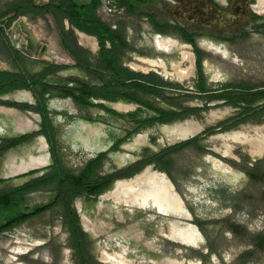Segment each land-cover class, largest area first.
<instances>
[{
	"label": "rangeland",
	"instance_id": "obj_1",
	"mask_svg": "<svg viewBox=\"0 0 264 264\" xmlns=\"http://www.w3.org/2000/svg\"><path fill=\"white\" fill-rule=\"evenodd\" d=\"M11 1L0 0V11ZM76 1L86 7L90 3ZM233 3L228 10L227 0H154L136 4L135 10L130 11L127 5L119 7L117 0H101L92 16L122 32L125 41L118 52L123 66L156 75L172 86H183L165 88L159 95L141 94L142 97L158 108L183 109L205 103L195 87L197 55L203 60L204 73L213 88L229 83L264 85V12L258 0ZM151 14L168 24L157 27L150 20ZM254 14L260 20L252 21L251 25ZM8 19L1 22L7 23ZM180 25L203 31L204 35L194 36L191 44L184 38ZM66 27L75 53L95 61L100 50L98 39L92 35L96 45L91 47L81 42L88 41L80 37L81 31L67 21ZM156 34L190 45L187 51L193 52L195 66L191 79L177 78L179 74L172 64L180 61L179 50L171 53L159 50L154 43ZM158 57L168 63L169 75L141 61ZM52 64L69 67L51 74V80L102 84L63 50L49 15L19 16L6 34L0 36V70H23L36 75L46 72ZM188 65L183 64L180 70H186ZM48 97L66 163L77 172L104 154L98 173L111 174L194 139L169 154L165 170L153 162L133 177L117 179L97 199L84 196L75 199L81 229L88 235L85 252L89 264H264V151L259 155L264 148V116L227 131L204 134L239 112V108L219 99L209 102V108L198 116L158 123L123 140L130 123L107 109L124 116H150L155 114L152 108L126 100L103 99H93V104L85 108L70 97ZM188 120L197 122L201 128L195 135L179 138L178 127ZM41 121L30 91L16 90L0 96V192L46 172L51 156L41 132ZM235 134L252 137V146L232 140L230 136ZM227 146H231L230 153H225ZM208 157L226 162L233 170H217ZM161 172L180 197V204L172 205L169 211L148 204H131L127 202V191L120 200L109 196L119 184L143 173L148 176ZM47 199V193L38 190L30 194L28 202L32 206ZM191 225L198 231L196 238L187 229ZM188 236L195 238L197 244H185L182 239ZM104 253L114 258L108 261ZM0 264H78L61 214L54 211L0 233Z\"/></svg>",
	"mask_w": 264,
	"mask_h": 264
},
{
	"label": "trees",
	"instance_id": "obj_2",
	"mask_svg": "<svg viewBox=\"0 0 264 264\" xmlns=\"http://www.w3.org/2000/svg\"><path fill=\"white\" fill-rule=\"evenodd\" d=\"M89 1L90 3L86 7L85 4H79L76 0H41L39 3H36L35 0H13L6 9L0 11V36L6 34L7 28L19 16L49 15L58 32L63 50L75 60L78 67L102 81L101 85L95 86L83 80L49 79L51 74L68 68L69 65L66 64H52L46 72L36 75H31L23 70H0V96L16 90H28L33 94L36 109L42 119L41 132L48 142L51 156V163L42 175L29 180L23 185L0 192V233L13 230L27 222L57 211L61 214L69 232L71 246L78 257V264H89L85 252V242L88 235L81 229L80 217L74 205L75 199L81 196L88 199H97L117 179L133 177L141 172L145 165L153 162L157 163L159 169L165 170L168 166L169 154L184 147L194 139L169 147L145 160L137 161L127 168L111 174L101 175L98 173L103 165L104 154L92 159L77 172L70 169L66 163L63 146L50 115V97L48 95L52 97H70L78 105L85 108L93 104V99H103L111 102L126 100L152 108L155 114L150 116H124L113 109H107L110 114L125 118L130 123V130L124 135L123 140L158 123L165 124L175 120H183L191 115L198 116L201 111L209 108V102L219 99L225 100L227 104L235 108H239V112L219 125L208 129L204 134L215 130L227 131L241 123L250 120L255 121L264 116V85L253 86L245 83H229L213 88L208 84L204 73L203 60L199 55H197L195 87L199 95L204 98V105L183 109H163L151 105L141 94L159 95L164 92L165 88L176 87L182 89L183 86H172L156 75H146L123 66L119 60L118 52L125 41L122 32L92 16L101 0ZM153 1L117 0V3L119 7L127 5L130 11H134L136 4H147ZM254 17L258 18L259 16L254 14ZM4 18H9L7 23L1 22ZM150 20L159 28L168 24V21L159 20L156 14H151ZM66 21L79 31L93 35L98 39L100 50L95 61H90L86 59V56L83 58L75 53L69 38L70 32L66 27ZM179 29L184 38L193 44L195 33L181 26H179ZM108 43H110V46ZM1 181L2 179H0ZM38 190L47 193L48 199L30 206L29 196L32 192Z\"/></svg>",
	"mask_w": 264,
	"mask_h": 264
},
{
	"label": "bare ground",
	"instance_id": "obj_3",
	"mask_svg": "<svg viewBox=\"0 0 264 264\" xmlns=\"http://www.w3.org/2000/svg\"><path fill=\"white\" fill-rule=\"evenodd\" d=\"M259 7L262 12H264V0H258ZM81 38L87 39L88 41L92 40V37L87 36L85 33H79ZM154 43L157 48L163 52L171 53L176 51L178 48L179 53L181 55L180 61L177 64H172L173 70H176V73L179 74L177 77L181 81L189 80L194 76V55L193 52L187 51L190 49V45L180 42L178 39L173 38L171 36H163L161 34H156L154 37ZM96 44V43H95ZM144 64L148 65L149 67H157L161 68L167 75L170 73L168 72V63L166 60L158 57L156 59L146 58L141 60ZM183 64H189L186 70H180V67ZM156 68V69H157ZM143 70V69H142ZM174 72V71H173ZM163 73V72H162ZM166 75V77H167ZM200 125L193 121L188 120L185 124H182L178 127V134L179 138H187L190 135H195L200 130ZM230 138L234 141H238L241 143H247L252 146V137L247 135L235 134L230 136ZM231 146H227L225 153H230ZM264 148L260 151L259 155H262ZM257 153V152H256ZM252 154V151H251ZM209 160L213 163L214 167L217 170L223 172H231L233 169L222 160L218 158L208 157ZM39 162L34 163L35 166L38 165ZM143 187V188H142ZM127 191L129 193L127 195V202L136 205H152L157 207V209L166 212L169 211V208L172 205L180 204V197L177 192L174 190V186L170 179L164 174H153L148 175L147 173H143L133 180L128 181L127 183L119 184L118 187L112 191L109 195L116 199L121 198L122 193ZM132 191V193L128 192ZM123 199V198H122ZM141 200L142 202L138 204V201ZM126 201V200H125ZM141 205V206H142ZM147 205V206H148ZM174 207V206H173ZM179 207V206H178ZM145 208V207H144ZM190 225V224H189ZM189 231L193 233V236L198 234V231L195 227L191 225V228H187ZM191 234V233H190ZM194 236V237H195ZM196 238V237H195ZM193 237H185L183 238V242L185 244H197L196 239ZM198 239V238H197ZM201 242V241H200ZM104 258L106 260H112L114 257L112 254L104 253Z\"/></svg>",
	"mask_w": 264,
	"mask_h": 264
},
{
	"label": "flooded vegetation",
	"instance_id": "obj_4",
	"mask_svg": "<svg viewBox=\"0 0 264 264\" xmlns=\"http://www.w3.org/2000/svg\"><path fill=\"white\" fill-rule=\"evenodd\" d=\"M234 1H236V0H227V7L225 9L229 10L234 5V3H233ZM216 6H219V5L216 4ZM249 6L252 8V3H249ZM222 9H223V7H222ZM258 20H260V17L255 18L254 15H253V16H251L250 24L252 25V21L256 22ZM180 24H182V23H180ZM182 25H180V26L185 28ZM185 29L188 30V31L194 32L195 33L194 36H203L204 35L203 31H200V30H190V29H187V28H185ZM244 32H246V30H244Z\"/></svg>",
	"mask_w": 264,
	"mask_h": 264
},
{
	"label": "crops",
	"instance_id": "obj_5",
	"mask_svg": "<svg viewBox=\"0 0 264 264\" xmlns=\"http://www.w3.org/2000/svg\"><path fill=\"white\" fill-rule=\"evenodd\" d=\"M78 32H79V30H78ZM82 32V31H81ZM84 33V32H83ZM86 34V33H85ZM91 36V35H90ZM93 37V36H92ZM60 40V39H59ZM81 40V39H80ZM83 44H88V45H90L91 47H94L96 44V41H95V39H94V37H93V39L92 40H90V41H81ZM81 42H79V44H82Z\"/></svg>",
	"mask_w": 264,
	"mask_h": 264
}]
</instances>
